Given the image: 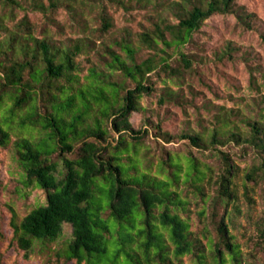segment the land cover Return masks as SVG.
Instances as JSON below:
<instances>
[{
  "label": "trees",
  "instance_id": "1",
  "mask_svg": "<svg viewBox=\"0 0 264 264\" xmlns=\"http://www.w3.org/2000/svg\"><path fill=\"white\" fill-rule=\"evenodd\" d=\"M49 1L53 11L64 5L62 0ZM110 1L130 9L126 0ZM0 4L13 9L21 5L19 0H0ZM34 6L48 10L42 0H35ZM168 9L177 23L160 18L153 31L141 35V42L154 51L149 58L139 62L137 49L124 39L119 46L128 59L109 48L112 60L105 69L90 68L85 80L79 58L91 51L90 41L37 38L28 17L10 28L0 13V148L13 153L25 186L39 188L47 196L46 204L21 221L9 206L14 242L26 259L35 255L37 247L52 249L69 224L73 238L57 253L66 263L176 264L190 256L195 264H210L206 245L182 214L189 205L180 190L183 176L166 172V165L182 171L181 159L165 158L156 172L142 169L139 152L151 131L137 130L131 118L144 109L142 99L157 91L153 73L160 71L180 86L185 73L194 69L195 57L183 49L209 19L237 14L252 28L246 19L254 15L239 12L237 0H174ZM112 26L104 18L103 30ZM167 49L180 57L179 67L162 55ZM234 51L230 46L220 58L233 57ZM118 71L135 88L125 89L126 82L120 84L115 78ZM180 97L169 89L160 102ZM227 121L210 135L186 131L177 139L199 151H220L219 147L233 144L253 151L260 162L246 174V181L264 184V124L248 121V131H242ZM146 122L154 125L150 118ZM155 129L165 139L174 138L163 134L160 126ZM221 153L224 166L210 218L215 236L208 238V246L214 264H243L230 229L231 215L228 222L230 205L237 210L240 200L235 182L240 168ZM187 162L185 182L204 193L206 173L199 170L198 160L190 157ZM245 186L248 189L247 182ZM261 221L258 246L264 247V217ZM4 238L0 230V242Z\"/></svg>",
  "mask_w": 264,
  "mask_h": 264
},
{
  "label": "rangeland",
  "instance_id": "2",
  "mask_svg": "<svg viewBox=\"0 0 264 264\" xmlns=\"http://www.w3.org/2000/svg\"><path fill=\"white\" fill-rule=\"evenodd\" d=\"M42 1L48 10L36 9L35 0H19L21 5L16 9L3 8L0 4V13L10 28L21 24L28 17L37 38L90 41L91 51L79 58L83 65L82 80H85L90 68H106L112 60L107 52L109 48L128 59L125 50L119 46L124 39L131 41L137 49L139 62L149 58L154 51L141 42V35L153 31L160 18L177 23L168 9L174 0H153L149 3L126 0L130 9L110 0H62L64 5L54 11L49 0ZM237 6L243 15H254L253 19H246L251 22L252 28L244 25L237 14L216 15L209 19L194 36L192 43L183 49L186 54L195 57L194 69L185 73L180 86L171 83L167 75L160 71L153 73V86L157 91L142 99L144 109L131 118V123L137 130L151 131L139 152L142 169L151 168L156 172L165 158L181 159L182 171L166 165V172L177 171L183 176L180 190L189 205L182 214L190 219L191 230L206 245L210 264L214 262L208 238L212 234L215 236L210 218L215 212L216 181L224 166L221 152L228 154L240 168L235 178L240 190V200L237 210L234 204L230 205L228 222L231 215L230 229L242 251L243 264H264V247L258 246V226L264 217V184L246 181L245 177L259 164L258 156L237 144L219 147L220 151H199L190 142L177 139L186 131L210 135L213 131L224 128L223 120L226 119L230 125L237 126L242 131H248V121L264 124V0H237ZM106 17L113 26L104 31ZM230 46L235 49L233 57L222 60L220 56ZM161 48L164 47L161 45ZM162 55L171 59L175 67H179L180 57L174 54L173 49H167ZM115 78L120 84L126 82L125 89L135 88L134 82L124 81L123 74L119 71ZM125 89L124 94L127 91ZM169 89L179 93L181 97L161 104V97ZM147 118L154 125H149ZM158 126L162 128L163 134L168 133L174 138L168 140L158 135L155 129ZM190 157L198 160L199 170L206 173L204 193L185 182L187 159ZM46 202L47 196L43 190L25 186L13 153L0 148V230L5 236L0 242V264H72L66 263L64 258L57 255L73 238V229L69 224L64 226L63 238L52 245V249L37 247L31 259H26L25 253L14 242L9 206L21 221L33 209ZM223 252L227 253V250L223 249ZM227 257L229 258L228 255ZM176 264L195 262L192 257L186 256L182 262L176 261Z\"/></svg>",
  "mask_w": 264,
  "mask_h": 264
}]
</instances>
